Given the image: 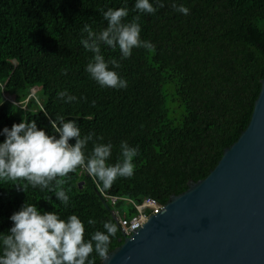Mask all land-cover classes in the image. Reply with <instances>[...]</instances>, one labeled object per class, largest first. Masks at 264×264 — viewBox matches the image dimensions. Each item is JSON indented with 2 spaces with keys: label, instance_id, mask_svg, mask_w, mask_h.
<instances>
[{
  "label": "trees",
  "instance_id": "trees-1",
  "mask_svg": "<svg viewBox=\"0 0 264 264\" xmlns=\"http://www.w3.org/2000/svg\"><path fill=\"white\" fill-rule=\"evenodd\" d=\"M164 2L155 15L139 20L141 38L155 45L153 51L133 49L131 58L120 60L119 49L102 46L106 59L120 61L117 71L128 82L117 90L99 86L85 71L92 54L80 40L88 38L85 25L97 33L107 26L101 9L122 7L124 0H0V132L35 120L55 135L51 121L62 116L75 120L82 135L94 132L111 143L110 164L119 159L121 141L139 148L134 176L118 178L110 189L84 168L57 177L71 189L67 207L55 191L0 181V232L28 202L62 218L76 214L85 222L86 238L111 220L118 229L111 251L124 239L112 211L136 212L111 196L166 203L190 180L204 178L246 128L264 77V0H177L188 15ZM134 3L127 0V21L139 15ZM64 90L78 100L61 102L57 92ZM55 186L51 181L49 187ZM89 218L97 221L95 228L87 225Z\"/></svg>",
  "mask_w": 264,
  "mask_h": 264
},
{
  "label": "clouds",
  "instance_id": "clouds-1",
  "mask_svg": "<svg viewBox=\"0 0 264 264\" xmlns=\"http://www.w3.org/2000/svg\"><path fill=\"white\" fill-rule=\"evenodd\" d=\"M165 7L164 0H135L133 11L139 13L127 21L129 10L127 0L119 8L101 9L107 26L93 31L85 25V39L80 40L82 47L92 54L85 71L99 86L122 90L128 82L117 71L121 67L115 58L106 59L102 46L107 49H119L120 60L131 58L133 49L143 48L153 51L155 45L141 38V15H155ZM172 9L183 15L189 14V8L177 0H171ZM127 21V22H126ZM58 99L66 104L78 98L67 90L57 92ZM55 135L38 128L35 120L4 127L0 136V181H26L27 186L40 187L41 191H55L57 199L67 207L70 204L68 192L63 185L65 179L77 168H84L103 189L112 187L118 178H132L135 174L134 158L139 148L130 146L127 141L120 143V156L116 163L110 164L113 145L102 143L103 137L94 132L82 135L75 120H66L57 116L51 121ZM91 151L86 150L93 138ZM74 140V143L70 141ZM55 180V188L50 182ZM17 190H25V185L14 183ZM114 212V211H113ZM12 226L7 232H0V264H97L110 257L112 238L117 234V225L111 220L102 223V229H96L85 236V222L76 214L62 218L58 212L38 209L35 204L25 202L10 217ZM89 227L95 228L97 221L89 218Z\"/></svg>",
  "mask_w": 264,
  "mask_h": 264
},
{
  "label": "water",
  "instance_id": "water-1",
  "mask_svg": "<svg viewBox=\"0 0 264 264\" xmlns=\"http://www.w3.org/2000/svg\"><path fill=\"white\" fill-rule=\"evenodd\" d=\"M104 264H264V77L248 125L214 168L124 235Z\"/></svg>",
  "mask_w": 264,
  "mask_h": 264
},
{
  "label": "built area",
  "instance_id": "built-area-1",
  "mask_svg": "<svg viewBox=\"0 0 264 264\" xmlns=\"http://www.w3.org/2000/svg\"><path fill=\"white\" fill-rule=\"evenodd\" d=\"M119 199L123 200L124 205L133 206L136 209V212L131 216H128L125 211L114 210L115 218L125 236H130L132 229L143 224L150 214L158 212L165 206V203H160L154 197L137 200L131 197L111 196L113 203H116Z\"/></svg>",
  "mask_w": 264,
  "mask_h": 264
},
{
  "label": "rangeland",
  "instance_id": "rangeland-1",
  "mask_svg": "<svg viewBox=\"0 0 264 264\" xmlns=\"http://www.w3.org/2000/svg\"><path fill=\"white\" fill-rule=\"evenodd\" d=\"M115 209L119 210V212H121V211H125V210H123V209L120 208V207H117V208H115Z\"/></svg>",
  "mask_w": 264,
  "mask_h": 264
}]
</instances>
